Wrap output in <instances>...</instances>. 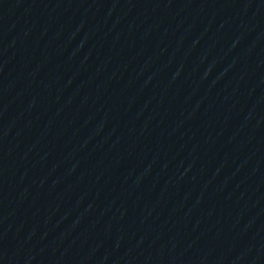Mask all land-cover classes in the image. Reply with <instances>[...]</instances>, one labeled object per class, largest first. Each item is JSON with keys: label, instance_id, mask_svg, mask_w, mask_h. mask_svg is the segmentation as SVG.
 Masks as SVG:
<instances>
[{"label": "water", "instance_id": "95a60500", "mask_svg": "<svg viewBox=\"0 0 264 264\" xmlns=\"http://www.w3.org/2000/svg\"><path fill=\"white\" fill-rule=\"evenodd\" d=\"M16 0H0V153L7 110Z\"/></svg>", "mask_w": 264, "mask_h": 264}]
</instances>
